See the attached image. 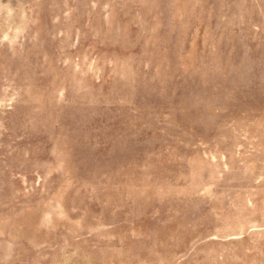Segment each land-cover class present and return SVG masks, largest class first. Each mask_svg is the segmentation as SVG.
<instances>
[{"label":"rangeland","instance_id":"374dc122","mask_svg":"<svg viewBox=\"0 0 264 264\" xmlns=\"http://www.w3.org/2000/svg\"><path fill=\"white\" fill-rule=\"evenodd\" d=\"M0 264H264V0H0Z\"/></svg>","mask_w":264,"mask_h":264}]
</instances>
